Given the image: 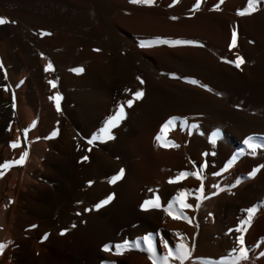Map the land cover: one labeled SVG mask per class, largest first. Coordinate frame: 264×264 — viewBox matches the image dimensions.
Returning <instances> with one entry per match:
<instances>
[{
	"label": "bare ground",
	"instance_id": "obj_1",
	"mask_svg": "<svg viewBox=\"0 0 264 264\" xmlns=\"http://www.w3.org/2000/svg\"><path fill=\"white\" fill-rule=\"evenodd\" d=\"M98 1L0 0V15L9 21L0 25V63L3 64L0 68V165L5 161H19L22 153L27 152L22 163L2 169L3 175H0V244L5 245L0 252V264L33 262L38 253L40 256L50 251L48 245L55 237L56 227L52 228L44 220L46 217L42 219L46 211L44 200L56 194L67 199L59 179L67 185L76 177L81 181L79 190L67 199L69 213L60 216L62 220L56 231L68 232L65 237L74 238L79 247L86 245L91 230L103 226L102 216L109 210L117 211L126 221L143 219L145 231L140 235L160 225L174 226L178 219L160 208L170 195L177 198L183 192L184 201L191 205L184 216L192 225L183 227L181 244L186 247L192 244L195 225H199L201 232L195 257L240 254L244 244L241 246L239 242L241 231L237 225L247 220L248 209H264V145L256 143L255 148H250L244 140L249 135H264V0H259L256 11L247 15H239L237 10L246 11L248 0H223L222 3L212 0L215 53L232 60L237 55L243 57L240 68L227 63L228 59L217 60L212 51L214 56L206 50L200 56H193L187 48L179 51L176 60L165 58L157 63L138 53L129 42L121 44L130 52L132 60H105L96 51H85L84 60L72 61L74 40L83 47L93 46L100 40L94 32L74 21L78 16L90 17L91 11H96L101 4ZM103 1L109 6L110 0ZM233 18L243 23L245 36L228 52L222 46L225 47L229 34L225 35L220 26ZM102 24L107 27V37L115 41L112 27L104 19ZM49 62L52 70L45 71ZM78 64L83 66L79 75L66 70ZM97 71L105 79L109 80L110 74L118 79L123 96L116 106L124 105L136 125L131 136L122 137L125 150L117 161L107 151L104 153L101 145L91 146L84 139L100 125L97 123L100 113L104 114L105 110L112 113L118 108L111 100L104 99L96 84ZM165 72L193 76L197 83L170 80ZM49 81H54L56 87ZM138 90L143 91V97L128 107L126 101L133 99V93ZM57 93L62 97L60 111L56 110L55 101L49 99ZM169 120L174 121V126L158 142L156 136ZM78 127L83 128L81 136L75 131ZM56 131L57 135L53 136ZM168 142L177 146H161ZM13 143L18 146L13 147ZM117 149L113 153L122 151ZM85 156L87 160L83 159ZM59 163L67 165V170H59ZM103 164L107 165V175ZM121 169L124 174L113 185L109 181ZM253 171L254 176L250 175ZM180 173H197L199 178L196 175L180 177ZM109 192L115 195L106 206L91 209L92 203ZM157 198L160 207L141 208L145 201ZM57 213L54 209L51 215ZM253 220L249 233L258 234L264 227V211L258 212ZM35 222L40 234L50 230L42 244L34 239L36 230L27 229ZM229 226L231 229L225 231ZM138 255L130 253L129 263L139 264Z\"/></svg>",
	"mask_w": 264,
	"mask_h": 264
},
{
	"label": "rangeland",
	"instance_id": "obj_2",
	"mask_svg": "<svg viewBox=\"0 0 264 264\" xmlns=\"http://www.w3.org/2000/svg\"><path fill=\"white\" fill-rule=\"evenodd\" d=\"M99 2H101V4H99ZM109 2H110L109 6H106V5H104L103 0H99L98 4L101 5V7L99 8V5H97V8H96L97 10L91 11L92 13L95 12L97 14L91 13L90 17L87 16L88 18H86V16H78V18L77 17H76V19L74 18V21L77 20L76 22L79 26H81V27L83 26L84 28L86 27L90 31L94 32L98 36V39H100V40H98V43L94 42L93 46L87 45L84 47L79 41L74 40L73 41L74 45L72 44L73 48H71L70 60H72V61L78 60V59L84 60L83 55H84L85 51H87L86 53L96 51L97 55H99L100 57L102 56L105 60H106V58H107V60H132L130 52L125 51L126 49L123 46L124 44H126L128 42L130 45L133 46V48H135V50L138 53L148 57L149 60L151 59V60H156V62L158 61L157 63H159L160 60H164L165 58L166 59L169 58L171 60H174V59L176 60V58H179L180 52H182L181 51L182 48H187L190 51V54L193 56L194 55L200 56L202 53L204 54L206 51L208 53H210L212 56H214L213 53H215L216 49L213 45V35L215 32L214 30L216 28V23L214 22V18L212 17V12L214 10V8L212 7V0H154V2L151 4L133 3L132 0H110ZM198 2H199V7L197 8L196 4ZM217 4L220 5V3H218V2H217ZM107 7H109V8L107 9ZM98 9H99V11H98ZM237 12H238L237 14H239L242 11L237 10ZM122 13L123 14L125 13V14L122 15ZM128 13L130 15H128ZM197 15H198V17H197ZM97 16H99V17H97ZM130 16L132 18H134V19L131 18L133 21L131 19H129ZM133 16H135V17H133ZM0 17H2V16L0 15ZM96 18L98 21H96ZM103 19L106 21V23H108L112 27V29L116 35V38H117L115 41H113L112 39H109L107 37L108 31H107V27H105V25L102 24ZM153 21H156V22H153ZM161 21L162 22L164 21V22L162 24L161 23L157 24V22H161ZM114 25H116V26H114ZM161 25L163 27L165 26L164 27L165 29L162 28ZM243 26H244L243 23H241L240 20L237 18L236 19L233 18L230 22L226 23L225 25L220 26V28L224 31L223 33L225 35L229 34V39L226 42L225 47L222 46L224 48V50L226 49V51L228 50V52L231 51V50L229 51V44L231 43V37H232L233 30H235L237 33V41L239 38L245 36V34H243V31H242L244 28ZM95 27H97V28H95ZM152 27L154 28V30ZM157 27H159V28H157ZM160 28L162 30H160ZM95 30H98V31H95ZM210 31H211V33H210ZM157 38L166 39L169 41L189 40V41H194L195 43L194 44H180V45L153 44L150 47H141L140 46L141 41H154ZM210 39L212 40V42ZM121 43L122 44L124 43V44L122 45ZM121 46H123V48H121ZM91 48L93 50H91ZM99 48H100V50H99ZM161 49H162V51H160ZM89 50H91V51H89ZM97 50H99V51H97ZM140 50L141 51L145 50V51L143 53V51L141 52ZM173 50H175V51H173ZM176 50H178V51H176ZM215 54L216 55L214 57L217 60H218V58L219 59L221 58V60H227V59L232 60L231 58H228L225 55L223 56L222 54H218V53H215ZM160 55H162V56H160ZM84 56H86V54ZM87 56H89V55H87ZM74 68L75 69H80V68L83 69V66L78 64L74 67H68V69L66 68V70L72 72L74 75H79L81 72L74 71L75 70ZM165 73L167 74V75L165 74V76L168 77L170 80L180 79L178 81H180L182 83L193 84V85L195 84V83H192L193 80L194 81L196 80L195 77L193 78V76L185 75V74L180 73V72H165ZM95 74H96L95 75L96 76L95 77L96 84L102 90L104 99L106 101L111 100L112 101L111 104L113 103V106H116V104L122 102L123 90L121 89V85H120V82L118 81V79L116 80V78L114 77V74L109 75V80L105 79V77L98 71L95 72ZM116 107H119V105H117ZM126 109L124 108L125 112L127 111ZM117 110H118V108L117 109L115 108L112 113H108L106 110H105L104 114L100 113L97 116V123L100 125L97 127L95 132L89 134L87 137L84 136L85 137L84 139L89 141L94 136L99 135L101 129L104 128L106 121L110 117L114 116L116 114ZM77 120L79 122L78 124L81 125V121L79 119H77ZM134 125L135 124H134V119H133L132 113L130 114V112L129 113L126 112V116L124 119H122L119 122V124L117 126L118 128L115 127V128H112L110 130L111 135L114 137V139L109 140L106 138H102V139L95 140L90 145L91 146L92 145H95V146L101 145V148L104 151V153H106V151H107L108 154L113 156L114 160H116V161L120 160V155L125 150L124 149V142L125 141L122 137L131 136L132 133H134V131H136V127L134 129ZM119 126H120L121 130H120ZM122 130H124V132ZM75 131L78 132V136L80 134L83 135L82 134L83 133L82 127L76 128ZM56 133H58V131H56ZM117 137H118V139H117ZM247 137L248 136H246L245 138H247ZM121 140H123V141H121ZM244 140H245V143H246V141H248L254 145L256 143L264 145V135H261V134L249 135V137L247 139H244ZM114 142H116V143H114ZM116 144H118V145H116ZM109 147H110V149H109ZM120 147H121V149H120ZM116 149L119 151L120 150H122V151H120L119 154H118V151L113 153V151L114 150L116 151ZM116 154H117V156H115ZM61 164L59 163L58 169L60 170V168H62V170H67V167H66L67 165H65V164L61 165ZM105 165L106 164H103V166H105ZM103 166H102V168H103V170L105 168L104 171L107 175L109 173L107 165L105 167H103ZM225 168H226V165L222 166L221 169L224 170ZM116 174H114L113 176H115ZM59 182H60L59 185H60V189L63 193V196H65V197L67 196V199H69L70 197H72L74 195V193H77V191L79 190L78 187H79L81 181L79 180L78 177H76L75 179L70 181L69 184H67V185L64 182H62L61 179H59ZM214 184L215 183H212V186L216 185V184L215 185ZM113 185H114V183H113ZM56 195L54 197L45 198L44 206H45L46 211H45V213H44L45 215H43L42 219H44L46 217L44 220L45 221L47 220L46 222L49 221L48 223H51L52 228L55 229V227H56V230H57L58 226L60 225L61 220H62L61 217L62 216L64 217L66 214L69 213V211H68L69 210V207H68L69 201L67 199H62V197H61L62 195H60V197H59V194L57 195V197H56ZM108 195L114 196L115 194H114V192L107 193V195H104V197L102 199L98 200L97 203H92L93 205L91 206V209H93V210L97 209L95 206L98 203H100L102 200H105L108 197ZM169 198L167 199L165 206H163V204H162V208H160L164 213L168 214V212L165 209H168L169 207H171L172 216H180L181 214L184 216L185 210L190 209V207L182 208L180 205V202L177 200V198H175V196L170 195ZM51 199H52V201H51ZM104 206H106V205H104ZM103 207H101V208H103ZM88 208L90 209V207H88ZM54 209L58 210V213H57L58 215L52 216L51 213L53 212ZM65 209H67V210H65ZM206 211L207 210H204V212H206ZM260 211H264V209L263 210H256L253 217H255L256 214ZM206 214H208V212ZM50 215L52 217H50ZM102 219L104 220L103 226H101L100 228L98 227L95 230H91L89 232L90 235L87 236L86 245L83 246L84 248L82 246L81 247L77 246L76 242H74V241H76L74 238L67 239L65 236L68 232H64L63 229L58 230V232L55 230V237L52 240H50V244L48 245L50 251L47 254L46 253L43 254L44 256L40 255L42 258L39 256V253H38L37 258L34 259L33 262H31L30 260H25V264H39L38 262H40V260L42 262V263L40 262V264H51V263L52 264H124V263L125 264H137L134 262L129 263L128 256L130 253H136V254H139L141 256L140 257L138 255V257H136V259L139 261V264H146V263L152 264V260L149 258L150 256L157 260V264H163V260L165 258H168L167 264H176V263L177 264H230L231 261L236 260V257L240 256V254L235 255V256H230V255L228 256L227 254H225V255H220V256L218 255V256H216V258H214L215 255L211 257L210 256L211 254L210 255L207 254L208 257L210 256L211 258H207V256H206V258H204L205 255L203 257L201 255H199L198 257L197 256L195 257L194 253L197 255L195 249H196V246L198 245L197 243L199 242L198 239H199L200 232H201L200 226L195 225L196 231H194L195 233L193 234L192 239H191L192 244L187 245V249L190 252V255L188 256V258H186L184 260H180L178 258V254H179V246L182 243L181 239L183 238V236H182V231L184 232L183 227L185 225H192L188 219L177 218L179 222L176 223L174 226L170 227L167 225L166 226L160 225V226L156 227L155 230H153L152 232H150V233L146 232V233L141 234V235H140V233L145 231V228H143L145 226V225H143L144 224L143 219L126 221V220L122 219L117 214V211H115V210L106 211L103 214ZM251 223L252 224L250 226L243 225V227H247V230L241 231V236H243V240H244L243 244L245 247V248L244 247L243 248L246 250L247 256H246V258H241V259L236 260V264H264V255H262V253H264V227H262L260 229L258 234H255V233L250 234L249 232L253 228L254 220L251 221ZM104 225L106 228L104 227ZM37 226H38V223L35 222L31 226H29L27 229H31V230L35 231ZM237 226L240 229L242 227V224H239ZM230 229H231V226L227 227V229H225V231H229ZM41 233L42 234H40V232L36 230V233L33 235L34 239H36V241L39 239L37 242L40 244L44 243L47 240L49 233H50V230L43 231ZM89 237H90V240H89ZM145 237H149V240L146 241L144 239ZM87 241H89V242L87 243ZM124 241H128L129 246L122 252V254H118L117 250L115 248V245L123 244ZM149 243L151 244V248H149ZM106 244L112 246L110 251H104L103 250L104 245H106ZM137 244L139 245V247H136ZM62 245L64 246V248ZM241 246H243V245H241ZM170 251L173 253L172 256L167 255ZM63 258H65L66 262L64 261ZM48 261H50V262L48 263Z\"/></svg>",
	"mask_w": 264,
	"mask_h": 264
},
{
	"label": "snow or ice",
	"instance_id": "obj_3",
	"mask_svg": "<svg viewBox=\"0 0 264 264\" xmlns=\"http://www.w3.org/2000/svg\"><path fill=\"white\" fill-rule=\"evenodd\" d=\"M133 3H148V4H151L154 2V0H132ZM221 2H223V0H221ZM259 2V0H248V8L246 11H242L239 13V15H247V14H251L252 12L256 11V5L257 3ZM196 7L198 8L199 7V2L196 4ZM175 19V18H174ZM9 21L6 20V18H3V17H0V25H3L5 23H8ZM14 22V21H13ZM45 35H50V33H43ZM195 42L194 41H189V40H174V41H169V40H166V39H159L157 38L156 40L154 41H141L140 42V46L141 47H150L152 46L153 44H172V45H180V44H194ZM237 46V33L235 30H233L232 32V37H231V43L229 44V49H233ZM99 51V50H97ZM227 63H230V64H234L236 68H240L241 65L244 63V60H243V57L237 55L236 57V60H229V61H226ZM0 68H3V64L0 63ZM52 70V64L51 62L48 63V65H46L45 67V71H50ZM74 71H77V72H83V69L80 68V69H75ZM138 80H140V83H144L143 80H141L139 77H137ZM192 83H197V81H192ZM49 84L52 85L53 88L56 87V83L54 81H49ZM126 91H130L128 89H126ZM144 93L143 91H136L133 93V99H129L126 101V104L128 107H132L133 103L135 100H139L143 97ZM62 97H60V95L57 93L56 95L52 96V97H49L50 100H53L55 101V106H56V110L57 111H60V99ZM126 116V113L124 111V105H120L118 107V110L116 112V114L112 117H110L106 123H105V126L103 129H101L100 131V134L97 135V136H94L92 139H90L88 141L89 144H92L95 140H98V139H102V138H106V139H114V137L111 135V132L110 130L112 128H115L118 126L119 122L124 119ZM174 126V121L173 120H169L168 122H166L162 128H161V134H158L156 136V140L158 142H162V140L164 139L165 135H166V131L170 128V127H173ZM57 133L56 132H53L52 135L55 136ZM246 143H248V146L250 148H255L256 145L246 141ZM177 146L175 145L173 142H168V143H161V146ZM13 147H17L18 145L16 143H13L12 145ZM89 151H91V149H89ZM27 156V152H24L22 153L21 155V159L19 161H12V162H9V161H5L4 164L0 165V175H3V171L2 169H6V168H9L12 166V164L14 163H22L23 160L26 158ZM84 160H87L88 157L85 156L83 157ZM124 174V170L121 169L120 172L113 176L111 179H110V183H115L117 180L121 179L122 176ZM185 175H196L198 177V174L197 173H180L179 176L180 177H183ZM250 175H255V171H253ZM199 178V177H198ZM170 183L174 182L172 180L169 181ZM91 183V182H89ZM202 191V189H201ZM184 193H180L177 197V200L180 202V205L182 208H185V207H191V205H188L185 203L184 201ZM113 199V196L112 195H109L105 200H102L100 203H98L95 207L97 209H99L100 207H103L104 205H106L107 203H109L111 200ZM153 207V208H158L160 207L159 205V200L158 198L153 200V201H145L142 205H141V208L144 209V210H148V207ZM169 215H172V210H171V207H169L168 209H165ZM248 218L247 220L243 221L242 222V227L239 229L240 231H246L247 228L246 227H243V225H248L250 226L251 224V220H252V217L256 211V209H248ZM174 219L176 218H183V219H187L186 216H183L182 214L180 216H173ZM190 222V221H189ZM63 234V233H62ZM46 238V237H45ZM145 240H149V237H145L144 238ZM239 242L241 245H243L244 243V240H243V236H240L239 237ZM128 241H124L123 244H117L115 245V248L117 250V253L118 254H122V252L128 247ZM5 247L4 244H0V252L3 251V248ZM111 245H104V248L103 250L104 251H110L111 250ZM136 247H139V245L137 244ZM149 248H151V244L149 243ZM240 256L239 257H236V260L238 259H241V258H246L247 256V252L246 250L241 247L240 248ZM169 256H172L173 253L170 251L168 253ZM190 255V252L188 251L187 247L184 245V244H181L179 246V254H178V258L180 260H184L186 258H188V256ZM262 255H264V253H262ZM151 260H152V264H157V260L153 257H149ZM236 260H233L230 262V264H236ZM163 264H167V258L164 259L163 261Z\"/></svg>",
	"mask_w": 264,
	"mask_h": 264
}]
</instances>
